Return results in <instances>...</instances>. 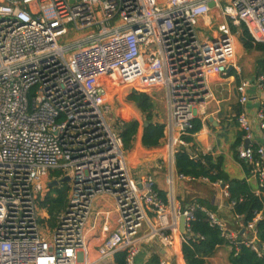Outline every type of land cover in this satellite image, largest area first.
<instances>
[{"label": "built area", "instance_id": "built-area-1", "mask_svg": "<svg viewBox=\"0 0 264 264\" xmlns=\"http://www.w3.org/2000/svg\"><path fill=\"white\" fill-rule=\"evenodd\" d=\"M240 25L254 43L264 44V0H0V264H78L90 206L99 195L109 196L117 212L116 230L97 250L99 262L123 251L126 264H133L144 240L172 248L181 215L188 240L199 207L171 202L174 179H188L176 173L174 158L188 148L183 138L213 99L211 80L230 72L239 77L232 28ZM70 35L77 38L64 42ZM120 86L163 91L167 203L150 179L129 175L104 99L107 88ZM251 87L264 95V78L239 80L240 105L249 101ZM256 117L264 141L262 110ZM236 122L242 133L238 159L264 197V143L251 144L244 113ZM50 175L68 179L67 203L45 239L38 202ZM259 219L246 229L255 234ZM244 244L264 258V243Z\"/></svg>", "mask_w": 264, "mask_h": 264}, {"label": "crops", "instance_id": "crops-1", "mask_svg": "<svg viewBox=\"0 0 264 264\" xmlns=\"http://www.w3.org/2000/svg\"><path fill=\"white\" fill-rule=\"evenodd\" d=\"M236 45H238V49H240L241 52L244 51L239 42V38L236 40ZM241 79L246 78H241L240 73L237 78L234 76L233 72H230L226 78L211 80L210 87L213 99L207 104L205 114L196 118L201 122V129L197 133L189 135V137L193 139L192 143H188L184 139L185 137L183 138L189 146L181 151H184L190 160L196 159L198 155L209 156L214 161L221 159L222 168L230 179L244 180L251 191L255 195L260 196L256 177L252 174L251 169L247 165L245 166L235 159L233 146L240 134V144L242 140V133L236 122L237 116L241 113L245 114L252 128L253 135L251 144L256 146L264 143L262 138L263 133L257 127L258 121L256 117L257 112L260 111L261 107L264 105V95L260 94L256 89L251 94H248L249 88L247 90L249 101L245 105H240L235 87ZM223 85H227L229 98L217 97L218 99H215L214 93H217L219 87ZM150 93L151 91L147 92L148 95ZM230 100L233 102L228 105L227 102ZM232 104L233 106L231 107ZM247 104L250 105V107H247ZM237 106L240 107V113L238 115L235 112ZM209 118H212V122L208 121ZM161 124L164 125V123ZM139 127L140 123L138 122V129L134 136L132 146L126 153L124 152L129 175L133 179H150L157 191H161L167 195L168 188L166 177L168 174V167L165 162L166 149L164 138L156 147L145 148L141 143L144 126L141 129L142 132L140 135ZM138 144L139 148L137 146ZM157 166H160V168L158 169ZM131 171H137L135 177L131 176ZM53 178L54 175H50L46 179L48 192L45 193L38 202L40 214L39 224L42 225L40 228L45 239L51 236L55 222V216L52 222L49 220L47 205H44L45 197L50 193L49 190L52 188L61 190V184H63L60 183L55 187L49 188L48 184L54 181ZM221 185L224 184L211 183L206 178H188L185 180L175 178L172 188L174 202L176 206L180 208H185V206L190 204L197 205L198 202H203L205 205L209 206L211 210H206V207L201 209L212 213L216 219L223 224L225 232L232 237V240L237 245L244 244L249 240L256 241L255 234L248 231L246 226L244 227L242 219L233 213L232 206L227 198V186L224 185V188H222ZM65 196L66 199L63 209L67 203V189L65 191ZM51 197L56 198V193L51 194ZM148 216L152 218L153 214L149 213ZM259 217H261L260 214ZM116 220L117 212L113 200L106 195L96 196L91 203L90 216L84 228L86 251L79 259L78 264H114L113 256L104 262H99L97 250L103 241L116 230ZM44 222H46L45 225H43ZM180 235H173L172 248H166L155 240L152 242H146V240L142 241L138 246L139 252L134 258L139 255L142 256L136 259V264H144L152 255H156L159 261L166 259L170 260V264H185L182 256V244L187 242V240L183 241V238L188 236ZM190 236L193 237L192 234H189V237ZM175 244H177V250L175 249ZM231 249L230 243L228 246L216 248L213 253L204 258V264H229L228 255Z\"/></svg>", "mask_w": 264, "mask_h": 264}, {"label": "trees", "instance_id": "trees-1", "mask_svg": "<svg viewBox=\"0 0 264 264\" xmlns=\"http://www.w3.org/2000/svg\"><path fill=\"white\" fill-rule=\"evenodd\" d=\"M233 33L240 32L239 42L245 52L256 51L261 54V57L254 61L253 76L254 78H264V44L254 43L247 33L245 26L240 25L239 30L232 28ZM127 100L136 105V108L143 117V121L147 122V127L143 128L141 143L145 148H153L160 144L163 139L164 125L157 122L153 117L154 103L147 93H139L132 91ZM264 114V105L261 107ZM238 115L240 107L235 108ZM138 129V122L136 120L124 121L119 128V135L122 140L123 150L126 152L130 150L134 136ZM201 129V122L199 119L192 121V129L188 132L189 135L197 133ZM241 136V134H240ZM240 136L233 146L234 157L237 161L244 164L238 159L236 149L240 144ZM188 143H192L193 139L189 136L184 138ZM174 167L178 175H183L190 179L206 178L211 183H222L227 186L228 202L232 204L233 213L242 219L244 227L251 222L257 215H261L260 219L255 224V236L258 243H264V197L262 195H255L248 184L244 180L230 179L227 173L222 168L221 159L214 161L209 156L198 155L194 160H190L188 155L184 152H178L174 158ZM50 193L45 197L44 205H47V212L50 222L53 221L57 212L63 209L65 205V191L61 193L60 190L52 188ZM157 191V190H156ZM57 193L56 198H52L51 194ZM159 198L163 203H167L166 194L157 191ZM199 208L193 212V220L189 224L190 234L186 243L182 244V256L185 264H204V258L213 253V251L220 246H228L229 243L222 236L217 226L211 225L210 219L206 212L201 208L206 207V210H211L209 206L203 202H198ZM197 237H201L199 239ZM229 255V264H264V258L258 257L245 244L234 245ZM176 244V250H177ZM114 264H126V253L118 251L114 253ZM144 264H159V259L156 255H152Z\"/></svg>", "mask_w": 264, "mask_h": 264}, {"label": "rangeland", "instance_id": "rangeland-1", "mask_svg": "<svg viewBox=\"0 0 264 264\" xmlns=\"http://www.w3.org/2000/svg\"><path fill=\"white\" fill-rule=\"evenodd\" d=\"M239 30V28H237ZM237 38L239 37L240 32L237 31ZM77 36L70 35L67 37V39L63 40L64 42H67L70 39H75ZM61 42V41H60ZM261 57V54L256 51L251 52H241L240 49H238V45L235 44V58H236V64L237 68L239 69L240 77L246 78L250 82L254 83L255 78L253 76V66L254 61ZM131 88L129 86H120L118 88H107L106 89V96L105 100H107L110 103L111 109H112V119H113V126L114 129L119 131V128L122 126L124 121H131V120H137L140 123V132L139 135L142 132L143 127V117L140 114V112L136 109L135 105L127 100L128 95L132 92ZM255 91V87H251L248 90V94H251ZM219 93V94H217ZM217 93H214L215 99L218 98H229V93H227V85L219 87V90ZM216 94V95H215ZM150 98L152 99L154 103V111H153V117L154 119L159 123H165L168 115L166 102L164 99V94L162 89L160 88H154L151 93L149 94ZM218 97V98H217ZM212 100H210L208 103H210ZM233 101L230 100L227 102L228 105L232 103ZM235 104V103H233ZM231 105V107L233 106ZM247 107H250V105H246ZM125 118V119H120ZM120 119V120H119ZM124 120V121H123ZM139 148V144L137 145ZM166 151V150H165ZM125 152V151H124ZM126 153V152H125ZM143 153V151H142ZM166 156V153H165ZM137 171H131V176L135 177ZM68 186V182H65L61 184V193L66 191V187ZM63 197L66 199V196L62 193ZM57 196V193H56ZM170 199L171 202L174 201L173 194L170 193ZM175 204V202H174ZM176 205V204H175ZM151 219V218H150ZM46 222L43 223L45 225ZM42 226V225H40ZM177 241V239H176ZM142 255H139L138 257L134 258L133 264H136V259L141 258Z\"/></svg>", "mask_w": 264, "mask_h": 264}, {"label": "water", "instance_id": "water-1", "mask_svg": "<svg viewBox=\"0 0 264 264\" xmlns=\"http://www.w3.org/2000/svg\"><path fill=\"white\" fill-rule=\"evenodd\" d=\"M209 7L212 8L213 7V4L210 3L209 4ZM208 121L209 122H212V118H209ZM147 125H148L147 122H143V126L144 127H147ZM247 145H248V142H246L245 146H247ZM67 180H68L67 178H64V179H62L60 181H52V182H50L48 184V186H49V188H52V187L57 186L59 183H65V182H67ZM221 187L224 188V185H221ZM179 232H180L181 235H186V231H185V220H184V216H182V215L179 217Z\"/></svg>", "mask_w": 264, "mask_h": 264}, {"label": "bare ground", "instance_id": "bare-ground-1", "mask_svg": "<svg viewBox=\"0 0 264 264\" xmlns=\"http://www.w3.org/2000/svg\"><path fill=\"white\" fill-rule=\"evenodd\" d=\"M176 245V244H175ZM176 249V248H175Z\"/></svg>", "mask_w": 264, "mask_h": 264}]
</instances>
